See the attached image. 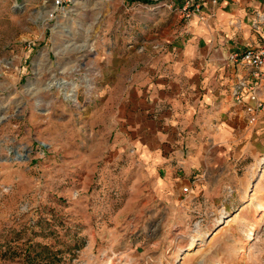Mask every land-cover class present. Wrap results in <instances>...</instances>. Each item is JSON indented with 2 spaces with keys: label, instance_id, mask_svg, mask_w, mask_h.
<instances>
[{
  "label": "rangeland",
  "instance_id": "374dc122",
  "mask_svg": "<svg viewBox=\"0 0 264 264\" xmlns=\"http://www.w3.org/2000/svg\"><path fill=\"white\" fill-rule=\"evenodd\" d=\"M177 16L0 0V264H264V113L188 195L157 199L135 165L126 103Z\"/></svg>",
  "mask_w": 264,
  "mask_h": 264
},
{
  "label": "crops",
  "instance_id": "0c3cea01",
  "mask_svg": "<svg viewBox=\"0 0 264 264\" xmlns=\"http://www.w3.org/2000/svg\"><path fill=\"white\" fill-rule=\"evenodd\" d=\"M185 1L165 3L180 7ZM194 1L200 12L188 20L176 17L182 22L174 36L137 75L126 103L134 119L129 143L135 165L151 177L150 189L163 201L180 195L178 182L191 191L203 187L207 168L239 140L249 115L234 103L232 91L249 73L230 56L264 43V0Z\"/></svg>",
  "mask_w": 264,
  "mask_h": 264
},
{
  "label": "built area",
  "instance_id": "2783aa9c",
  "mask_svg": "<svg viewBox=\"0 0 264 264\" xmlns=\"http://www.w3.org/2000/svg\"><path fill=\"white\" fill-rule=\"evenodd\" d=\"M218 0H211L216 4ZM62 0H54L58 7ZM182 19L188 20L193 15L198 14L201 9L199 2L186 0L180 7H172ZM233 64L246 68L248 78L240 79L233 87L232 97L236 105H239L249 115V122L253 123L257 117L264 113V100L259 97L261 82L264 80V43L255 48H250L240 53H233L230 56ZM184 195L190 194V186H184L181 189Z\"/></svg>",
  "mask_w": 264,
  "mask_h": 264
}]
</instances>
